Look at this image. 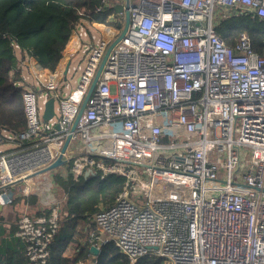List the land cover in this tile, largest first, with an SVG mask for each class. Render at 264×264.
<instances>
[{"label":"built area","instance_id":"2783aa9c","mask_svg":"<svg viewBox=\"0 0 264 264\" xmlns=\"http://www.w3.org/2000/svg\"><path fill=\"white\" fill-rule=\"evenodd\" d=\"M100 1L54 69L34 55L23 64L27 128H0V204L46 192L54 169L75 181L120 176L123 190L90 216L89 258L92 247L113 243L131 264L148 255L165 264H264V42L253 50L242 32L228 45L216 29L223 16L264 22V0ZM126 11L129 27L79 117ZM79 52L86 60L72 67ZM72 71H80L74 84ZM52 96L55 114L44 121ZM182 128L194 137L176 142L172 130ZM49 206L16 223L27 264L49 262L60 211Z\"/></svg>","mask_w":264,"mask_h":264},{"label":"trees","instance_id":"16d2710c","mask_svg":"<svg viewBox=\"0 0 264 264\" xmlns=\"http://www.w3.org/2000/svg\"><path fill=\"white\" fill-rule=\"evenodd\" d=\"M100 3V0H0V128L16 132L27 128L22 97L25 86L21 84L26 58L34 55L43 65L54 69L72 29L81 18L93 15ZM216 29L228 45H234L239 33L245 32L251 37L253 50H263L264 22L258 18L223 16ZM72 39L70 46L76 41ZM124 183L120 176L102 180L97 175L75 181L60 172L49 185L47 197L46 192H33L2 205L0 264H27L23 243L17 237H10L17 229L19 218L25 214L32 217L43 214L42 207L51 204L60 211L59 230L51 243L48 264H77L86 259L88 264H131L113 243L106 244L91 258L85 245L93 226L90 216L102 205L113 203ZM49 200L51 204H46ZM134 264L165 263L158 256L148 255Z\"/></svg>","mask_w":264,"mask_h":264},{"label":"water","instance_id":"95a60500","mask_svg":"<svg viewBox=\"0 0 264 264\" xmlns=\"http://www.w3.org/2000/svg\"><path fill=\"white\" fill-rule=\"evenodd\" d=\"M129 18H130L129 11H126V14H125L126 22H125V25H124L123 31H122V33L119 35L118 39H117V40H116V41H115V42H114V43L108 48L107 52L105 53V56H104L105 58H104V60H103V62H102V64H101V66H100V68H99L97 74L95 75L96 77H95L93 83L91 84V87H90V89H89V91H88V93H87V97H86V100L84 101V103H83V105H82V108H81L80 113H79V114H80L79 117L82 115L81 113H82L83 109L86 107L87 102H88V100H89V98H90V96H91V93H92L93 89L95 88L97 82L99 81V78L101 77L100 75H101V72H102V70H103V68H104L105 62H106V60L108 59V55H109V53L111 52L112 48H113L117 43H119V42L122 40V37H123L124 34L126 33L128 27H129V24H130V19H129ZM68 66H69V63H68ZM68 66H67V68H68ZM54 114H55V97L52 96V97L50 98V100L48 101V103H47V105H46V108H45V111H44V113H43V115H44V116H43L44 121H48V120H50V118H52V117L54 116ZM68 143H69V139L66 141L63 150L66 149ZM61 164H62V159L59 158L55 163H53V164H52L48 169H46L45 171H47V172H48V171H51L52 169L56 168L57 166H59V165H61ZM88 175H89V173H87L86 176H88ZM1 206H2V205L0 204V208H1ZM91 251H92L94 254H98V252H99V250H98L97 247H92V248H91Z\"/></svg>","mask_w":264,"mask_h":264},{"label":"rangeland","instance_id":"374dc122","mask_svg":"<svg viewBox=\"0 0 264 264\" xmlns=\"http://www.w3.org/2000/svg\"><path fill=\"white\" fill-rule=\"evenodd\" d=\"M115 10L116 11H119V10H122V8L119 6H117V7H115ZM104 18V17H103ZM115 26H118V23H115L114 24ZM78 30H79V28H78ZM83 49H85V47L83 48ZM85 54H83L82 52H79L78 53V55L76 56V57H74V59L72 60V64H71V66L73 67V66H75V67H77L79 64H81V65H83L84 64V61L86 60L85 59ZM80 74V71H77V72H71L70 74H68V77H69V81L68 82H70L71 84H74V80L75 79H77L78 78V75ZM32 80V79H31ZM66 81L64 80L63 81V91H62V93L63 94H65L66 92H68V89L65 87L66 86ZM39 90H42L40 87H39ZM42 92L43 93H45L46 91H44V90H42ZM56 105H58V100H57V103H56ZM173 131V134H172V138H175V139H177L176 140V142H179L180 140H182V139H186V138H193L194 136L192 135V134H189L186 130H184L183 128L182 129H173L172 130ZM92 133V132H91ZM93 134V133H92ZM182 136H184V138L182 137ZM180 137H182V138H180ZM164 141H166V138H164ZM72 146L74 147V146H76V147H81V143L79 142V141H75V142H73V144H72ZM248 150V149H247ZM171 151H169L168 153H170ZM214 161L215 162H217L218 161V159H214ZM57 170H61V169H54V170H52L53 172H52V175L54 176V178L56 179L57 178V176H58V174L60 173L59 171H57ZM48 178H47V175L46 176H44V182H46V184L45 185H47V187L49 186V183H48V180H47ZM144 180H146V178L144 177ZM48 195H47V192H46V196L45 197H47ZM46 204H51V200H49V201H47L46 202ZM11 239H16L15 237H14V235H11V237H10ZM10 239V240H11ZM14 243H16V242H14Z\"/></svg>","mask_w":264,"mask_h":264},{"label":"bare ground","instance_id":"6f19581e","mask_svg":"<svg viewBox=\"0 0 264 264\" xmlns=\"http://www.w3.org/2000/svg\"><path fill=\"white\" fill-rule=\"evenodd\" d=\"M11 196H12L11 194L3 196L2 200L3 201H7V200H9L11 198Z\"/></svg>","mask_w":264,"mask_h":264},{"label":"crops","instance_id":"0c3cea01","mask_svg":"<svg viewBox=\"0 0 264 264\" xmlns=\"http://www.w3.org/2000/svg\"><path fill=\"white\" fill-rule=\"evenodd\" d=\"M118 7H119V6H118ZM120 7L122 8V6H120ZM122 11H123V10H119V11H117V12H122ZM15 200H16V198H15ZM15 200H14V201H15ZM12 202H13V201H12ZM12 202H11V203H12ZM1 207H2V206H1ZM15 232H16V231H15Z\"/></svg>","mask_w":264,"mask_h":264}]
</instances>
